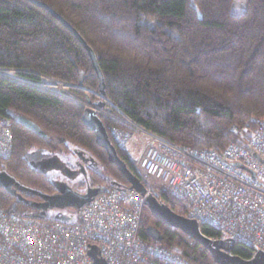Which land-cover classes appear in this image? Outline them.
Returning <instances> with one entry per match:
<instances>
[{
    "label": "trees",
    "instance_id": "16d2710c",
    "mask_svg": "<svg viewBox=\"0 0 264 264\" xmlns=\"http://www.w3.org/2000/svg\"><path fill=\"white\" fill-rule=\"evenodd\" d=\"M42 1L94 49L105 77V95L147 130L173 143L222 151L231 142L247 143L256 131L253 117L264 118V0ZM5 68L24 70L21 75L32 79L43 74L100 91L99 77L81 41L31 0H0V69ZM84 110L59 94L0 74V115L12 119L15 135L13 153L0 156V170L25 187L54 192L53 180L29 161L38 151L33 147L57 153L74 144L104 169L105 175L92 172L97 188L129 186L84 123ZM102 119L107 127V119ZM108 133L119 156L139 176L137 161ZM18 191L27 199L37 197ZM157 193L172 210L188 214L189 202L177 199L168 188ZM0 201L6 210L26 216L35 211L5 186H0ZM151 227L160 231V238L151 234ZM201 231L220 237L209 224ZM140 235L150 242L183 247L195 264H217L206 247L158 221L148 206ZM231 252L253 257L243 243H236Z\"/></svg>",
    "mask_w": 264,
    "mask_h": 264
},
{
    "label": "built area",
    "instance_id": "2783aa9c",
    "mask_svg": "<svg viewBox=\"0 0 264 264\" xmlns=\"http://www.w3.org/2000/svg\"><path fill=\"white\" fill-rule=\"evenodd\" d=\"M21 71L5 68L0 74L82 102L107 119L120 148H129L135 131L146 134L136 171L149 191L154 190L147 177L155 175L177 199L189 202L185 216L219 230L220 237L210 238L243 243L253 255L264 251V118L253 117L256 131L247 143L231 142L222 151L173 143L136 123L101 92L99 102H84L78 93L86 88L82 83H59L43 74L32 79ZM68 87L73 93H65ZM14 141L12 119L0 115L1 157L13 153ZM147 196L130 185L99 188L82 206L68 207L72 212L65 208L66 219L26 216L0 201V264H94L92 244L106 264H195L183 247L140 235Z\"/></svg>",
    "mask_w": 264,
    "mask_h": 264
},
{
    "label": "water",
    "instance_id": "95a60500",
    "mask_svg": "<svg viewBox=\"0 0 264 264\" xmlns=\"http://www.w3.org/2000/svg\"><path fill=\"white\" fill-rule=\"evenodd\" d=\"M35 4L46 8L54 16H56L77 38L81 41L87 49L88 54L93 62L95 71L99 77V89L104 95L106 94V83L103 71L98 63L97 55L94 49L89 45L81 33L69 23L61 14H59L53 7L42 0H31ZM20 120L24 121L28 126L38 132L40 127L33 121L21 116ZM83 121L87 128L96 133L97 143L106 149L109 160L116 164L120 172L130 182V187L136 189L138 192L147 193V206L151 209L158 221L163 222L173 228H178L186 233L189 237L206 247L212 254L217 264H264V251H257L252 258L246 259L238 255H234L231 251L235 246V242L229 243L224 240H214L201 231L200 224L196 219L188 218L185 215L179 214L171 209L169 205L160 201L158 193L149 191L147 185L141 178L129 169L126 162L119 156L116 145L112 142L107 127L103 119L91 108H85L83 112ZM31 165L41 171L46 172L58 164V158L51 156L40 160L30 161ZM73 173V172H72ZM71 173V176L73 175ZM53 184L58 192L45 193L37 189H32L21 185V183L11 174L0 170V186H5L10 192L18 195L19 198L26 200L31 206L37 209V217H45L48 215V210L53 208L65 209L68 207H80L84 203L90 201L97 193L99 188H88L85 193H81L73 189L69 184L61 180H53ZM18 188L28 190L30 193L40 196L43 200L37 201L27 199L18 191ZM56 218L66 219L68 216L59 212L55 215ZM150 232L153 236L160 238V231L157 228L151 227ZM89 253L93 258L94 264H106L104 258L99 255L97 245L92 244Z\"/></svg>",
    "mask_w": 264,
    "mask_h": 264
},
{
    "label": "rangeland",
    "instance_id": "374dc122",
    "mask_svg": "<svg viewBox=\"0 0 264 264\" xmlns=\"http://www.w3.org/2000/svg\"><path fill=\"white\" fill-rule=\"evenodd\" d=\"M237 4L240 5L241 2L237 1ZM14 74H15V72H14ZM54 80H56V82H59V83L70 84V82H67V81H64V80H61V79L54 78ZM67 86H69V85H67ZM78 92L85 93V95H83V96L80 95V97L82 98V100L84 102L92 101L91 103H96V102H99V100H100V91H98V90H93L91 88L86 87L82 91H78ZM65 93L66 94L73 93L71 91V87H68L67 89H65ZM107 98H109V97H107ZM79 104L84 106V104L82 102L79 103ZM148 138L149 137L146 134H144L143 132L135 131V133L133 135V138H131V140L129 141V145L128 146H129L130 155L136 161L139 160L141 162V164H142V160H143L142 153H143V151L145 149V146L147 144ZM38 148L39 147H33V151H35V150H38V151H35V153L32 156L29 157V161L38 160L40 157H42V156H44L46 154H51V152L49 150H45V149H41L40 150ZM77 149H78L77 146H75L74 144H71V149H69L68 151H64V152L63 151H58L57 155L60 156V158H62L68 164H70L72 166L73 165L76 166V164L78 162H80L79 160H81L79 158L77 152H76ZM78 150L81 151L80 149H78ZM82 152H84V157L87 158V162H85V164H86L85 167L87 168L88 171H87L86 174H84V173L80 174L79 177L76 180H71V181L67 177L63 176L61 173H59L57 171H51V172L47 173L48 177L51 180H54V179L65 180L67 183L70 184V186L72 188H74L75 190H77L79 192H82V193L86 192L87 186H93V187L96 186V183L94 182L95 180H94V177L92 175V172L93 173L98 172L99 174L105 175V171L98 164V162L95 160V158L90 153H88V152H86L84 150ZM147 179H148L149 185L151 186V188L155 192H157V191L160 192L161 189L165 188L164 182L161 179H159L157 176L151 175V176H149V178L147 177ZM110 180L112 181V179H110ZM65 210L67 212H72V210H70L68 208L65 209ZM54 211L55 210L50 211L49 216L54 217L55 216L54 215Z\"/></svg>",
    "mask_w": 264,
    "mask_h": 264
},
{
    "label": "flooded vegetation",
    "instance_id": "af4514ba",
    "mask_svg": "<svg viewBox=\"0 0 264 264\" xmlns=\"http://www.w3.org/2000/svg\"><path fill=\"white\" fill-rule=\"evenodd\" d=\"M76 152H77L79 158L81 159V160H79L80 162H78L76 164V166H74V165L72 166V165L68 164L66 161H64L62 158H60V156H58L57 153L46 154V155L40 157L38 160L43 159V158H48V157H51V156H56L58 158V164L56 165V167L48 170L47 173H49L51 171H57V172L61 173L63 176L67 177L70 181L71 180H76L79 177L80 174H83V173L86 174L87 171H88L87 168L85 167L86 166L85 162H87V158L84 157V152L79 151L78 149L76 150ZM71 173L73 174L72 176H71ZM54 180H61V179H54ZM61 181L66 182L65 180H61ZM67 184H69V183H67ZM90 187L96 188V186H94V187L93 186H87L86 191ZM56 192H58L57 189L54 192H47V193H56ZM35 200L42 201L43 199L40 196L37 195ZM52 210H55L54 211V215H56L59 212H63L64 208L61 209V208L56 207V208H53V209H49L48 210V215L50 214V211H52ZM38 212H40V211L35 209L34 214H37Z\"/></svg>",
    "mask_w": 264,
    "mask_h": 264
},
{
    "label": "crops",
    "instance_id": "0c3cea01",
    "mask_svg": "<svg viewBox=\"0 0 264 264\" xmlns=\"http://www.w3.org/2000/svg\"><path fill=\"white\" fill-rule=\"evenodd\" d=\"M133 145V144H132ZM128 150H129V148H128Z\"/></svg>",
    "mask_w": 264,
    "mask_h": 264
}]
</instances>
